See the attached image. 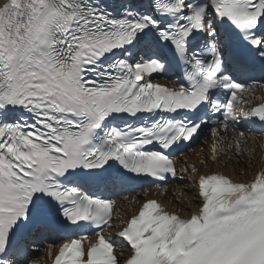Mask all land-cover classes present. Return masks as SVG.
I'll return each instance as SVG.
<instances>
[{
	"label": "snow or ice",
	"instance_id": "6c2138e0",
	"mask_svg": "<svg viewBox=\"0 0 264 264\" xmlns=\"http://www.w3.org/2000/svg\"><path fill=\"white\" fill-rule=\"evenodd\" d=\"M252 84L264 0H3L0 264H36L54 233L51 264H264V163L243 180L193 165L178 207L121 215L113 198L176 177L174 152L209 124L213 161L245 156L264 134Z\"/></svg>",
	"mask_w": 264,
	"mask_h": 264
},
{
	"label": "bare ground",
	"instance_id": "6f19581e",
	"mask_svg": "<svg viewBox=\"0 0 264 264\" xmlns=\"http://www.w3.org/2000/svg\"><path fill=\"white\" fill-rule=\"evenodd\" d=\"M0 3H3V0H0ZM252 92L249 93L248 98L253 102H258L261 97H264V86L254 85L251 86ZM221 134L226 137H231L233 132L231 129L227 133H224L221 130ZM213 137L211 136L210 129L199 136L195 143L185 149L184 152L178 154L175 157L176 163L179 165L180 174L173 178V181L165 184L164 186L153 188V187H144L137 189L134 192L130 193H119L114 196L116 200V207L121 211V215L124 212H131L133 206H135L136 201H142L144 198H154L158 201L164 203L169 207H178L179 200L183 196H193V192L190 191L193 185V173L191 172V167L193 165L197 166L201 173L212 171H224L229 175L233 176L236 179H247L253 174V171L261 163H264V134L252 131L249 133V140L245 145L246 155L243 157L237 158L233 152L221 150L220 156H227L226 160H212V146ZM207 161V163H203ZM187 166L188 170L184 171ZM127 197V199H124ZM194 204H187L185 201V207L183 208V213L187 214ZM115 230L113 231L114 235ZM50 242H55L59 244L58 241H48L43 243L40 247V250L33 255V260L36 261V264H49L51 258L47 253V244ZM121 241L117 240V247H120Z\"/></svg>",
	"mask_w": 264,
	"mask_h": 264
}]
</instances>
